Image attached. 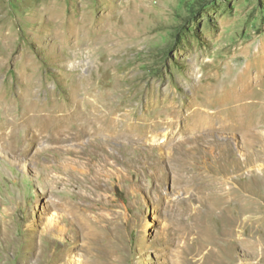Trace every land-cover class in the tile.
I'll return each mask as SVG.
<instances>
[{
  "label": "rangeland",
  "instance_id": "obj_1",
  "mask_svg": "<svg viewBox=\"0 0 264 264\" xmlns=\"http://www.w3.org/2000/svg\"><path fill=\"white\" fill-rule=\"evenodd\" d=\"M0 99V264H264V0H0Z\"/></svg>",
  "mask_w": 264,
  "mask_h": 264
},
{
  "label": "bare ground",
  "instance_id": "obj_2",
  "mask_svg": "<svg viewBox=\"0 0 264 264\" xmlns=\"http://www.w3.org/2000/svg\"><path fill=\"white\" fill-rule=\"evenodd\" d=\"M0 103H1V99H0ZM28 111L27 110H23V112L21 111L17 116L13 117L14 119L12 120L13 123H15L17 121L18 118H21L23 116H26ZM11 121V120H10ZM9 122V121H8ZM235 207V206H234ZM236 230V229H235ZM51 251H48L46 249L45 253L47 254L48 257H53L54 255H52V253L50 254ZM62 262V261H61ZM58 263V262H57ZM60 263V262H59Z\"/></svg>",
  "mask_w": 264,
  "mask_h": 264
}]
</instances>
